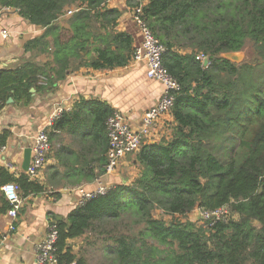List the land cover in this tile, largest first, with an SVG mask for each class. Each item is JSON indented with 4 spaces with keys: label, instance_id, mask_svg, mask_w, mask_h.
I'll return each instance as SVG.
<instances>
[{
    "label": "trees",
    "instance_id": "obj_1",
    "mask_svg": "<svg viewBox=\"0 0 264 264\" xmlns=\"http://www.w3.org/2000/svg\"><path fill=\"white\" fill-rule=\"evenodd\" d=\"M108 2L0 0V7L16 9L45 29L26 51L51 52L54 61L51 67L27 62L0 71L3 105L10 98L31 101L39 76L48 81L49 87L39 88L43 91L81 67H127L134 41L117 30L122 12L109 9ZM144 16L165 47L163 65L181 86L171 138L142 146L136 153L140 172L131 184L115 185L65 220H55L58 264H87L71 245L87 236L101 241L107 264H264V68L259 69L264 66V0H150ZM249 47L254 60L236 64L223 57ZM201 53L208 67L197 60ZM77 109L94 113L93 127L107 135L114 113L108 105L83 101ZM68 120L71 111L48 129L50 141ZM8 137L0 136V145L6 146ZM107 142L108 149V137ZM107 149L97 173L87 166L94 178L105 174ZM0 183H15L25 195L44 191L27 176L14 178L1 167ZM225 207L235 217L203 225L182 219L198 208ZM157 209L174 218H155Z\"/></svg>",
    "mask_w": 264,
    "mask_h": 264
},
{
    "label": "crops",
    "instance_id": "obj_2",
    "mask_svg": "<svg viewBox=\"0 0 264 264\" xmlns=\"http://www.w3.org/2000/svg\"><path fill=\"white\" fill-rule=\"evenodd\" d=\"M142 1L146 5L150 2ZM136 2L109 0L107 5L109 9L122 12L117 30L129 34L135 48L142 42V36L130 14ZM3 29L10 32L9 38L2 37ZM44 32L45 29L31 24L19 11L3 14L0 17V71L16 70L27 62L38 66L50 64L51 67L54 62L51 52L43 53L39 49L26 51V44ZM39 77L38 85L49 87L42 81L45 76ZM39 88L31 89L32 99L29 102L26 98L25 101L10 98L3 105L0 136L8 133L9 137L0 167L14 178L23 175L28 177L22 167L24 153L32 149L38 131L50 125L58 104L71 109V121L64 123L63 130L55 132L46 166L34 180L44 191L26 195L21 190L19 192L22 206L14 221L16 230L10 232L9 240L0 249V264H35L36 250L45 239L48 225L55 220H65L79 205H83L87 200L81 203L82 192H96L98 188V177L88 174L87 166L96 167L95 173L98 172L99 160L108 147V136L106 133L100 136L96 127H93L95 114L79 111L78 105L83 101L102 102L114 113L125 115L133 129H139L143 117L158 104L164 91L162 84L147 77L144 63L129 64L109 71L85 66L57 83L55 88L43 91ZM173 124L171 112L162 118L145 144L170 139ZM61 150L62 153L59 152ZM139 172L136 154H133L124 158L115 173L106 175L102 181L109 188L121 183L131 184ZM3 185L0 183V240L9 233L12 222L5 211L7 199L2 191Z\"/></svg>",
    "mask_w": 264,
    "mask_h": 264
},
{
    "label": "built area",
    "instance_id": "obj_3",
    "mask_svg": "<svg viewBox=\"0 0 264 264\" xmlns=\"http://www.w3.org/2000/svg\"><path fill=\"white\" fill-rule=\"evenodd\" d=\"M146 3L142 0H137L136 5L131 9V18L138 28L142 42L135 48V52L130 64L144 63L147 68V77L150 80L159 82L164 87L162 97L158 104L150 109L143 117L142 126L139 129H133L128 119L120 112H115L107 121V136L109 140V148L107 152V164L105 174L97 178L98 188L96 192H82V201L92 199L98 195H104L109 190L103 183V178L106 175H112L118 169L121 161L129 155L136 154L156 129L162 118L171 113L176 101V95L181 91V86L178 81L172 77L168 70L163 65V54L165 47L158 38L153 34L148 26L144 16V7ZM18 11L10 7H0V17L5 13ZM72 12H69L71 14ZM1 35L4 39L10 37V32L6 29L1 30ZM197 60L203 66L208 60L204 54H199ZM205 67V66H204ZM43 83H47L46 78H42ZM70 108L60 104L55 108L51 117L50 125L38 131L32 147V160L27 175L30 181H34L41 171L46 166L48 155L51 151V141L49 138L48 129L52 128L57 120H59L65 111H70ZM3 117V103L0 101V122ZM6 146L0 145V159L6 152ZM2 191L10 204L8 216L12 219L9 227V233L0 240V249L4 243L9 240L10 232L16 230V221L19 211L21 210L22 200L19 196L20 187L15 183H10L2 186ZM201 215L207 221L213 223L227 217L223 215L228 207L209 212L198 208ZM227 214V213H226ZM59 239V230L56 222H52L47 227L45 239L36 250L35 264H58L57 258V243ZM76 264V263H73Z\"/></svg>",
    "mask_w": 264,
    "mask_h": 264
},
{
    "label": "rangeland",
    "instance_id": "obj_4",
    "mask_svg": "<svg viewBox=\"0 0 264 264\" xmlns=\"http://www.w3.org/2000/svg\"><path fill=\"white\" fill-rule=\"evenodd\" d=\"M254 50L252 48H248V50L243 52H237V53H230L225 54L224 57L226 59H229L233 63L241 64L247 61H251L255 59V56L253 55ZM264 66L259 67L260 73L262 72L261 69H263ZM227 213V214H226ZM227 215V217H235L230 209H226V211L223 213V215ZM153 215L155 218L158 219H164L166 221H171L174 217L167 215L163 213L162 210H155L153 212ZM180 218V216H177ZM204 216L200 214L199 209L194 210L189 215L182 217L183 221L189 220L196 222L199 225H203V223L208 222L207 219L203 218ZM72 248L74 252L78 255V257L83 258L87 261V264H107L108 260L105 257V252L102 250V244L101 241L91 239V236H87L74 240L72 243Z\"/></svg>",
    "mask_w": 264,
    "mask_h": 264
},
{
    "label": "water",
    "instance_id": "obj_5",
    "mask_svg": "<svg viewBox=\"0 0 264 264\" xmlns=\"http://www.w3.org/2000/svg\"><path fill=\"white\" fill-rule=\"evenodd\" d=\"M210 64L209 60H206L204 62V66L208 67ZM31 160H32V149H27L24 153V160H23V170L24 171H28L30 164H31Z\"/></svg>",
    "mask_w": 264,
    "mask_h": 264
}]
</instances>
